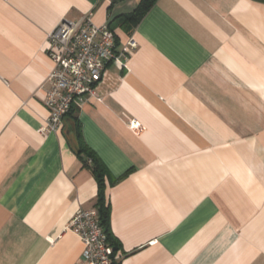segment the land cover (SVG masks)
I'll return each instance as SVG.
<instances>
[{
    "label": "crops",
    "instance_id": "obj_1",
    "mask_svg": "<svg viewBox=\"0 0 264 264\" xmlns=\"http://www.w3.org/2000/svg\"><path fill=\"white\" fill-rule=\"evenodd\" d=\"M0 0V264H78L103 177L116 264H264V0ZM90 13L121 46L56 132L47 33ZM134 121L137 127H130Z\"/></svg>",
    "mask_w": 264,
    "mask_h": 264
},
{
    "label": "built area",
    "instance_id": "obj_2",
    "mask_svg": "<svg viewBox=\"0 0 264 264\" xmlns=\"http://www.w3.org/2000/svg\"><path fill=\"white\" fill-rule=\"evenodd\" d=\"M137 46L133 36L121 46L109 24H94L87 13L78 20L61 19L45 39V51L52 63L44 82L43 102L48 117L38 131L56 132L75 100L96 96L94 86L108 63L126 67L131 51ZM130 127H137L134 121ZM68 228L83 244L78 264H116L118 255L99 223L95 209L79 208Z\"/></svg>",
    "mask_w": 264,
    "mask_h": 264
},
{
    "label": "trees",
    "instance_id": "obj_3",
    "mask_svg": "<svg viewBox=\"0 0 264 264\" xmlns=\"http://www.w3.org/2000/svg\"><path fill=\"white\" fill-rule=\"evenodd\" d=\"M154 2L155 0H140L137 7L132 12L124 15L123 18L125 19V21H132V22L139 21L146 14V12L151 8ZM83 150L87 152V155L91 158L93 162L90 168H91L92 174L94 175L97 181V187H98V190H97L98 219L110 243V237L107 233V229L105 228L107 219H108V206L105 200L104 181H103V177L107 173V170L104 167V165L100 161H98L90 151H87L85 148Z\"/></svg>",
    "mask_w": 264,
    "mask_h": 264
}]
</instances>
